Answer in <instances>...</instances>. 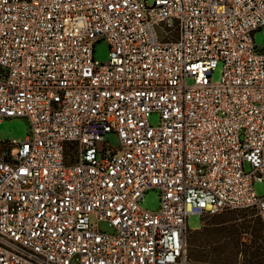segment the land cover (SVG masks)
I'll return each instance as SVG.
<instances>
[{
    "label": "built area",
    "instance_id": "built-area-1",
    "mask_svg": "<svg viewBox=\"0 0 264 264\" xmlns=\"http://www.w3.org/2000/svg\"><path fill=\"white\" fill-rule=\"evenodd\" d=\"M257 31L264 0H0V120L30 123L0 139V264H247L193 259L187 220L264 227Z\"/></svg>",
    "mask_w": 264,
    "mask_h": 264
},
{
    "label": "rangeland",
    "instance_id": "rangeland-1",
    "mask_svg": "<svg viewBox=\"0 0 264 264\" xmlns=\"http://www.w3.org/2000/svg\"><path fill=\"white\" fill-rule=\"evenodd\" d=\"M255 38L257 43H263V32L257 31ZM109 53L110 48L106 40H99L94 44V58L98 61H107ZM221 75L222 64L220 63L213 71L212 79L218 81ZM150 121L153 124H157L159 114L153 113ZM29 132L30 123L25 117H6L0 120V139L2 140L24 139ZM106 140L114 146L119 144V138L114 133H109L106 136ZM98 145L101 147L103 144L99 142ZM254 189L257 194H264V183L255 182ZM159 205V191L157 189H149L145 193V198L142 202L143 208L156 210ZM92 219L95 220L94 215H92ZM187 222L189 227L193 229L187 233L189 255L193 259L210 262H244L251 264L245 252L251 243V228L264 231L259 217L256 215L255 210L251 208L228 210L209 216L205 218L204 224L201 216L190 214ZM100 227L103 230H112L106 222H101Z\"/></svg>",
    "mask_w": 264,
    "mask_h": 264
},
{
    "label": "trees",
    "instance_id": "trees-1",
    "mask_svg": "<svg viewBox=\"0 0 264 264\" xmlns=\"http://www.w3.org/2000/svg\"><path fill=\"white\" fill-rule=\"evenodd\" d=\"M251 234V243L245 252L251 264H264V231L252 227Z\"/></svg>",
    "mask_w": 264,
    "mask_h": 264
}]
</instances>
